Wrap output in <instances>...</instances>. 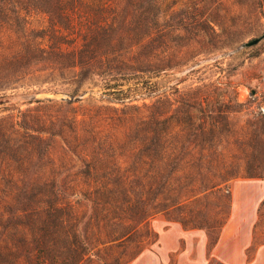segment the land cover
Here are the masks:
<instances>
[{
	"label": "rangeland",
	"instance_id": "obj_1",
	"mask_svg": "<svg viewBox=\"0 0 264 264\" xmlns=\"http://www.w3.org/2000/svg\"><path fill=\"white\" fill-rule=\"evenodd\" d=\"M263 32L264 0H0V197L13 205L42 184L45 199L127 196L122 225L135 230L93 251L106 264H264V38L237 48ZM187 104L194 125L227 129L212 150L229 204L212 197L186 225L175 211L141 219L140 141L154 126L137 118H181Z\"/></svg>",
	"mask_w": 264,
	"mask_h": 264
},
{
	"label": "trees",
	"instance_id": "obj_2",
	"mask_svg": "<svg viewBox=\"0 0 264 264\" xmlns=\"http://www.w3.org/2000/svg\"><path fill=\"white\" fill-rule=\"evenodd\" d=\"M193 108L187 104L181 118L176 113L162 118H137L138 123L154 126L146 130L140 141L144 149L138 159L144 173L143 181L139 182L145 191L146 207L141 209V219L149 211H175L180 216L178 221L186 225L197 222L199 213L207 208V200L212 197L229 204V198L216 191L231 174L220 155L212 150L216 133L227 129L215 131L216 126L204 117L194 125ZM202 111L205 118L212 119L210 109L202 108ZM226 112L220 110L219 114ZM219 124L225 126L223 122ZM197 141L201 144L199 149H196ZM132 148L136 149V145ZM47 186L27 185L30 194L13 205L0 197V264H78L89 255L96 257L94 250L110 249L113 243H122L135 230L122 225L131 206L127 196L88 193L75 201L45 199ZM97 189L107 190L105 186ZM217 208L205 223L209 231L222 224L218 215L221 205ZM4 217L14 220L5 223ZM96 258L103 264L107 262Z\"/></svg>",
	"mask_w": 264,
	"mask_h": 264
},
{
	"label": "water",
	"instance_id": "obj_3",
	"mask_svg": "<svg viewBox=\"0 0 264 264\" xmlns=\"http://www.w3.org/2000/svg\"><path fill=\"white\" fill-rule=\"evenodd\" d=\"M262 38H264V32H263L261 35H259L258 37H255V38L249 39V40H247V41H244L243 43L239 44V45L237 46V48L251 46V45L255 44L258 40H260V39H262ZM233 52H234V50H230V51L227 52V54H231V53H233ZM222 56H223V54H220V55H216V56H213V57H210V58H207V59H203V60L197 62L196 64H192V65L188 66V67L184 70V72H187V71L193 69L194 67H196V66L199 65L200 63H205V62H208V61H214V60H216L217 58L222 57ZM86 93H88V94H93L92 91H84V92H82V93H80V94H78V95H73V96H69L68 94H59V95H57L55 98H56L57 100H60V101H67V100H69V99L72 100V101H77V100H79V99H80L84 94H86ZM100 97L103 98V99L109 100V101H114V99H111L110 97H108V96H106V95H101ZM22 98H23L24 100H27V101H29V100L32 99V97L29 96V95H24V96H22ZM115 101H117V100H115ZM118 101H120V102H124V101H126V100H118Z\"/></svg>",
	"mask_w": 264,
	"mask_h": 264
}]
</instances>
